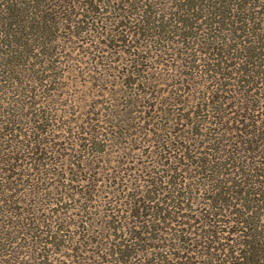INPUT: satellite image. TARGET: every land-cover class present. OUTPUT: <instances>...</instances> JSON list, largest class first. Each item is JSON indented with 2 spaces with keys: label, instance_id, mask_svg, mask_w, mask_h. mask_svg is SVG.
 Here are the masks:
<instances>
[{
  "label": "trees",
  "instance_id": "16d2710c",
  "mask_svg": "<svg viewBox=\"0 0 264 264\" xmlns=\"http://www.w3.org/2000/svg\"><path fill=\"white\" fill-rule=\"evenodd\" d=\"M0 264H264V0H0Z\"/></svg>",
  "mask_w": 264,
  "mask_h": 264
},
{
  "label": "rangeland",
  "instance_id": "374dc122",
  "mask_svg": "<svg viewBox=\"0 0 264 264\" xmlns=\"http://www.w3.org/2000/svg\"><path fill=\"white\" fill-rule=\"evenodd\" d=\"M164 51L169 52L167 49H165ZM104 56H106V53L104 54ZM158 60L162 64L152 66V72L154 73L153 77L154 79H156L154 80L155 85L153 91L155 92V95L159 97L158 99H165V98L169 99L172 98V96L170 97L171 94L170 91L176 88V87L172 88V83L174 82V79H172L170 76L172 72H168L166 69L165 65H167V63L164 61V58L159 57ZM167 61H169V59H167ZM106 62L107 59L102 60V64ZM124 62L125 61L122 62L118 61L116 62L115 65H120L121 63ZM76 70L73 74H71L72 77H70V79L73 80L71 81V91L73 96H75V98H77L78 100H85V103L87 105H91L93 103H99L98 107L105 104L107 105L106 98L109 97V94L107 92H109L111 89L110 84H112L113 81L112 78L111 77L105 78L103 76L102 77L100 76V78L96 79L98 75L95 78L93 73L89 71L87 72V69L84 70V74H83V70H82V74L78 73ZM117 87L119 86L116 85L115 88ZM115 88L113 89L114 91ZM183 93L187 95L186 91H183ZM119 94H121V92H118V95ZM184 96L182 97L184 98ZM83 112L84 111H82L81 113ZM143 124H144L143 122L140 123V125Z\"/></svg>",
  "mask_w": 264,
  "mask_h": 264
}]
</instances>
